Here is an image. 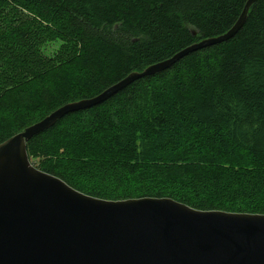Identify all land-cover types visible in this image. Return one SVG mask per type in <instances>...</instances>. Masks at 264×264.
<instances>
[{
	"label": "trees",
	"instance_id": "16d2710c",
	"mask_svg": "<svg viewBox=\"0 0 264 264\" xmlns=\"http://www.w3.org/2000/svg\"><path fill=\"white\" fill-rule=\"evenodd\" d=\"M244 3L0 0V142L225 32ZM26 150L39 169L94 197L264 213V0L231 37L65 112Z\"/></svg>",
	"mask_w": 264,
	"mask_h": 264
},
{
	"label": "water",
	"instance_id": "95a60500",
	"mask_svg": "<svg viewBox=\"0 0 264 264\" xmlns=\"http://www.w3.org/2000/svg\"><path fill=\"white\" fill-rule=\"evenodd\" d=\"M254 1L245 0L225 32L67 102L0 142V264H264V213L200 210L169 197H94L39 169L26 150L32 134L65 112L103 101L189 50L231 37Z\"/></svg>",
	"mask_w": 264,
	"mask_h": 264
},
{
	"label": "rangeland",
	"instance_id": "374dc122",
	"mask_svg": "<svg viewBox=\"0 0 264 264\" xmlns=\"http://www.w3.org/2000/svg\"><path fill=\"white\" fill-rule=\"evenodd\" d=\"M53 47L52 46H48L47 49H52Z\"/></svg>",
	"mask_w": 264,
	"mask_h": 264
}]
</instances>
